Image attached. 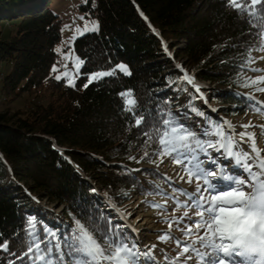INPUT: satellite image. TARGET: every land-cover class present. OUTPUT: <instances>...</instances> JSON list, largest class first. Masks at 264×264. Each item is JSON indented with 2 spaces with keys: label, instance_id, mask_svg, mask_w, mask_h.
Returning <instances> with one entry per match:
<instances>
[{
  "label": "trees",
  "instance_id": "obj_1",
  "mask_svg": "<svg viewBox=\"0 0 264 264\" xmlns=\"http://www.w3.org/2000/svg\"><path fill=\"white\" fill-rule=\"evenodd\" d=\"M54 1L0 0V27L17 29L8 40L0 30V99L16 102L43 88L53 95L51 103L32 112L0 113V243L8 242V251L0 250V264H31L27 256L17 258L30 239L29 217L39 230L47 226L63 234L74 226V216L113 218L104 203L122 205L131 194L149 198L144 190L164 182L154 169L134 171L145 150L144 124L133 125L121 92L131 90L135 112L145 115V123L163 108L196 129L191 118L202 117L190 105L205 114L204 123L220 122L200 106L195 90L180 81L183 73L174 59L185 58L198 80L238 87L242 59L258 43L248 16L226 0H87L81 11L100 24L73 44V54L85 63L75 87H69L66 79H55L58 71L52 72L61 63L56 46L64 25L51 9ZM179 43L183 48H177ZM118 64L131 75L117 69L83 87L89 75ZM223 100L252 107L234 95ZM27 189L64 207L68 222L52 224L32 207Z\"/></svg>",
  "mask_w": 264,
  "mask_h": 264
},
{
  "label": "snow or ice",
  "instance_id": "obj_2",
  "mask_svg": "<svg viewBox=\"0 0 264 264\" xmlns=\"http://www.w3.org/2000/svg\"><path fill=\"white\" fill-rule=\"evenodd\" d=\"M226 3L241 16L246 14L248 23L257 29L253 35L258 43L247 49L240 67L261 74L247 77L243 86L264 84V68L250 67L258 60H264V55L253 56V52H264V0H226ZM98 28L95 21L91 27L85 22L84 31H98ZM60 51V48L56 49L57 53ZM84 63L77 58L78 73ZM177 67L183 73L180 81L186 82L199 94L198 98L204 99L194 76L182 66ZM117 69L124 75H131L126 65L118 64L111 71L89 75L83 87L115 75ZM57 71L53 65L52 72ZM68 76L65 72L56 75L55 79L59 81ZM67 86L75 87V82L69 78ZM255 91L264 92V87H257ZM120 96L124 111L133 115V125L144 124L140 135L145 138V150L137 163L147 159L154 164L156 174L170 189L156 184L154 189L144 190V194L152 198L145 203L158 210L160 222L167 224V230L158 234V241L174 242L179 249L176 256H170L162 248L157 255V244L131 235L125 230L130 228L127 223H114L113 218L105 219L103 214L99 220L85 214L80 218L74 216V226H69L63 234L58 228L47 226L41 231L36 219L29 217L27 232L30 239L26 251L17 258L23 260L27 256L31 264H188L189 261L193 264H264V149L258 147L255 133L236 130H246L253 126L252 122L237 125L228 120H206L205 125L194 129L171 110L161 108L145 123V115L135 112L137 101L131 90L121 92ZM248 99L259 105L254 111L264 117V100L254 95ZM190 107L198 116L204 117L205 114L194 105ZM260 127L264 128V125ZM259 138L264 141V131ZM149 148L151 152L147 150ZM165 159L175 166L172 176L159 172ZM181 183L195 184V189L190 191L177 186ZM123 195L128 194L124 192ZM105 196L111 200L107 194ZM169 202L173 205L171 210ZM116 212L122 219L131 215L118 208ZM177 212L182 214L177 216ZM174 226L180 235L175 234ZM135 231L131 229V232ZM0 250L8 251L6 240L0 243ZM9 254L16 255L14 252ZM9 264L15 262L9 261Z\"/></svg>",
  "mask_w": 264,
  "mask_h": 264
},
{
  "label": "rangeland",
  "instance_id": "obj_3",
  "mask_svg": "<svg viewBox=\"0 0 264 264\" xmlns=\"http://www.w3.org/2000/svg\"><path fill=\"white\" fill-rule=\"evenodd\" d=\"M86 2L87 0H55L51 6V9L64 21V25L62 28V40L56 46V49L57 48L61 49L60 53H58L60 55L61 63L60 66L57 67L58 69L57 75L67 72L69 76L62 77L66 79V82L69 78H71L76 83V80L80 75L81 67L78 73L75 67L77 56L72 52V47L75 40L86 33L94 32V31H84L85 22L87 21L89 27L92 26L93 21L97 22L98 25L100 24L98 18H92V17L89 18L83 11H81V6ZM80 17H84L85 19L81 20ZM77 29H79L80 31H77ZM0 30L2 31V37L6 40L10 39L17 32V29L15 27H9V26H1ZM81 32H83L82 35ZM182 46L183 43H179L177 45V48L179 49L183 48ZM173 52H174L173 50L169 52L170 58L173 57ZM261 55H264V52H253V56L258 57ZM174 60L176 64L182 66L185 70H187L190 73V66L188 65L187 60L185 58L174 59ZM250 67L264 68V60H258L255 64L251 65ZM190 74L193 75L192 73ZM260 74L261 73H252L247 70V67H245L239 75L240 86L238 87L221 86L215 82L201 81L196 79V77L193 75L195 81L201 86V92L204 94L205 97L204 99L198 98L197 101L198 103H200V106L204 108L207 114H211L215 116L219 121L228 120L233 122V124L239 125V123L241 124L245 122V119L250 116L260 117V115L254 111V107L259 105H256L255 101L248 99V97L254 95L259 100H264V92L255 91L257 87H264V84L251 85L249 87L243 86L247 82V77L249 76L255 77ZM196 94L199 97V94L198 93ZM231 95L236 96L238 99H241V101L245 100L246 102L250 103L252 105L251 109L245 107V104L244 105L242 104L243 102L234 104V103H227L223 100L229 98ZM52 99H53V95L51 94V91L48 88H43L32 94H25L21 99L17 100L16 102H8L3 98L0 99V113L9 112L13 114L16 112H21V113L32 112L39 106H47L49 103L52 102ZM183 101H184L183 98L179 100L180 103H182ZM184 117L187 116L184 115ZM195 117L197 116L193 115L191 120L193 122L192 124L195 126L196 129L205 124L204 123L205 121L203 119L205 118V115L202 119H200L199 117L195 119ZM197 123H199V126H197ZM236 130L249 131V129L245 130L241 128H237ZM139 165H140L139 169L156 170V166L154 164L150 165L148 163H144L143 161H141ZM166 166H168L167 159H165L164 164L160 165L159 172L161 174L167 173L169 176H171L167 172ZM170 166H174V165H170ZM91 183L94 186H96L95 181H91ZM159 184L162 187H164L166 190L170 191V189H168L167 184H165V182H161ZM177 186L188 188L190 191L195 189V184L188 185L181 183ZM27 192L32 198V204H33L32 207L36 208V211H38L39 213H42L48 220H50L52 224L63 226L65 225L66 222H68V218L64 214L65 212L64 207L58 206V204L51 202L49 199L45 197L44 198L40 197L39 196L40 193L30 191L29 189H27ZM93 193L97 194V190ZM134 199L139 200L144 210H152V208H150L145 203L146 200H151L152 198L151 197L144 198L143 196L138 194L129 195L127 201H125V203H123L122 205H115L111 202H106L104 203V209L113 216L115 222L124 224L127 223L129 216L126 215L125 219H122L116 212V209L117 208L121 209L125 214L130 213L127 205ZM157 200H159V198H157ZM112 205H115V208H113ZM171 207H173V205L171 204V202H169L170 210ZM181 214H182L181 212L176 213L177 216ZM160 220L161 217H158L152 224V227L145 233L147 235L143 237H140L136 232H131V229L135 227L134 225L132 226L130 225L131 227L126 228L125 230L129 231L130 234L133 236L138 235L142 241L157 244V255H159V249L162 248L170 256L175 257L179 249L176 248L174 242L158 241V234L161 233L162 231L167 230V224L160 222ZM173 231L175 232V226L173 228ZM175 234L180 235V233L178 232H175ZM159 258L163 260L162 256H159ZM188 264H193V262L189 261Z\"/></svg>",
  "mask_w": 264,
  "mask_h": 264
},
{
  "label": "bare ground",
  "instance_id": "obj_4",
  "mask_svg": "<svg viewBox=\"0 0 264 264\" xmlns=\"http://www.w3.org/2000/svg\"><path fill=\"white\" fill-rule=\"evenodd\" d=\"M249 121H251L253 125L252 127L248 128L249 132H253L256 134L258 147L264 149V141L259 138V134L264 131V128L260 127L261 125H264V118H262L261 116H250L246 118L245 122L243 123H248ZM245 146L247 147V145ZM173 167L175 166H170L169 164L168 166H166V170L171 176L173 175ZM127 206L131 213V216L128 217L129 219L127 221V224L131 226L134 225L135 227L133 228L136 230L135 232L138 233L140 237L147 235L145 233L152 227L154 221L158 217H160L158 216L157 211L155 209L144 210L138 199L132 200Z\"/></svg>",
  "mask_w": 264,
  "mask_h": 264
},
{
  "label": "water",
  "instance_id": "obj_5",
  "mask_svg": "<svg viewBox=\"0 0 264 264\" xmlns=\"http://www.w3.org/2000/svg\"><path fill=\"white\" fill-rule=\"evenodd\" d=\"M59 206V205H58Z\"/></svg>",
  "mask_w": 264,
  "mask_h": 264
}]
</instances>
